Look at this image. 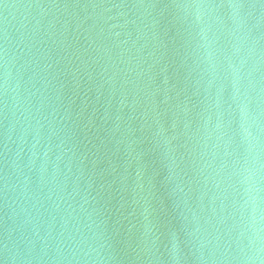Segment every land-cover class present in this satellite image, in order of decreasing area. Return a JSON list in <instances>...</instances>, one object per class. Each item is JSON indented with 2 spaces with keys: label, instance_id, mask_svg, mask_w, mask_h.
I'll return each mask as SVG.
<instances>
[{
  "label": "water",
  "instance_id": "1",
  "mask_svg": "<svg viewBox=\"0 0 264 264\" xmlns=\"http://www.w3.org/2000/svg\"><path fill=\"white\" fill-rule=\"evenodd\" d=\"M0 264H264V0H0Z\"/></svg>",
  "mask_w": 264,
  "mask_h": 264
}]
</instances>
